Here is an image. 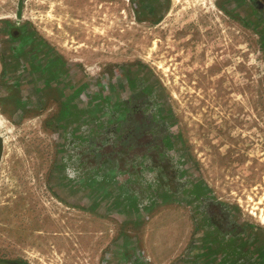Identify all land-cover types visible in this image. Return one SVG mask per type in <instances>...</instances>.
Returning a JSON list of instances; mask_svg holds the SVG:
<instances>
[{
	"label": "rangeland",
	"instance_id": "rangeland-1",
	"mask_svg": "<svg viewBox=\"0 0 264 264\" xmlns=\"http://www.w3.org/2000/svg\"><path fill=\"white\" fill-rule=\"evenodd\" d=\"M35 29L69 59L131 57L100 125L3 75ZM0 112L2 257L262 264L264 0H0Z\"/></svg>",
	"mask_w": 264,
	"mask_h": 264
},
{
	"label": "crops",
	"instance_id": "crops-1",
	"mask_svg": "<svg viewBox=\"0 0 264 264\" xmlns=\"http://www.w3.org/2000/svg\"><path fill=\"white\" fill-rule=\"evenodd\" d=\"M2 50L5 63L1 69L9 81L26 82V89H61L69 99L67 104L74 105L78 121L100 125L109 116L110 98L124 94V86L129 84L122 83L129 81L128 70L109 72L108 54L98 61L69 59L60 44L51 42L38 29L23 33L16 41L9 40ZM255 240L264 264V233H256ZM258 243L263 246L258 247Z\"/></svg>",
	"mask_w": 264,
	"mask_h": 264
},
{
	"label": "bare ground",
	"instance_id": "bare-ground-1",
	"mask_svg": "<svg viewBox=\"0 0 264 264\" xmlns=\"http://www.w3.org/2000/svg\"><path fill=\"white\" fill-rule=\"evenodd\" d=\"M129 58H131V57H128L126 55V53H124V52H120V53L112 52V53H109V61H111V62L126 61ZM2 130H5V131L9 132L10 131V127H8V125H7V121H6L5 116L0 112V132Z\"/></svg>",
	"mask_w": 264,
	"mask_h": 264
},
{
	"label": "flooded vegetation",
	"instance_id": "flooded-vegetation-1",
	"mask_svg": "<svg viewBox=\"0 0 264 264\" xmlns=\"http://www.w3.org/2000/svg\"><path fill=\"white\" fill-rule=\"evenodd\" d=\"M0 264H24V263L11 258L2 257V255L0 254Z\"/></svg>",
	"mask_w": 264,
	"mask_h": 264
},
{
	"label": "water",
	"instance_id": "water-1",
	"mask_svg": "<svg viewBox=\"0 0 264 264\" xmlns=\"http://www.w3.org/2000/svg\"><path fill=\"white\" fill-rule=\"evenodd\" d=\"M3 149H4L3 139L0 137V164L3 156Z\"/></svg>",
	"mask_w": 264,
	"mask_h": 264
}]
</instances>
